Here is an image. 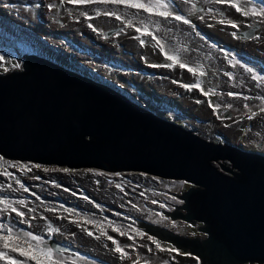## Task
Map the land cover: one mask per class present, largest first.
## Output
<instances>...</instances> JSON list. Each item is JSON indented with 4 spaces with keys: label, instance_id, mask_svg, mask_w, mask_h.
I'll return each instance as SVG.
<instances>
[{
    "label": "rangeland",
    "instance_id": "obj_1",
    "mask_svg": "<svg viewBox=\"0 0 264 264\" xmlns=\"http://www.w3.org/2000/svg\"><path fill=\"white\" fill-rule=\"evenodd\" d=\"M60 2L61 0H0V12L3 15H0V54L5 56V60L0 61V65H3L0 67V74L22 70L28 55H42L137 99L157 115L179 123L208 141L228 142L254 150L264 149V113H260L252 120L245 116L248 112L245 105L259 112L262 101L256 97L264 96V85L257 87L258 81L253 80V74L248 73L244 68V65H247L264 76V23L260 22V18L244 17L228 4L212 5L204 3L203 0H193L198 7H203L205 12L208 7L224 11L228 19L239 23V27L220 24L218 21L223 17L217 15L216 19H212L211 14L206 15L205 12L199 11L187 17L192 20L195 28L180 21L173 20L172 23L162 21L164 26L171 30L167 33L168 44L165 50L167 51L170 46L187 49L182 57L183 62L192 67L197 64L204 65L207 74L194 76L187 68L181 69L179 66L173 69L153 67L154 64L170 63V61H166L161 51L147 43L150 37L141 36L146 40V44L141 46L135 39L141 33H138L134 27H128L115 16H106L103 13L97 16L93 11L96 7H100L102 10L119 8L123 12V5L75 4L65 0L63 7L51 9L47 7L48 4H60ZM177 6L185 9L190 7L187 3H178ZM69 9L71 12L68 11ZM46 10H49L46 17L48 19L42 18ZM82 11H87L88 16L80 15ZM141 15H146L143 10ZM199 16H204V20H200ZM15 20L24 22L22 24L47 42L52 52L45 50L42 42H33L35 38L23 30L10 27ZM134 23L136 27H140L138 20ZM89 24L93 27H89ZM253 24L260 25L256 35L248 39L241 37L242 33L250 29V25ZM94 28L99 31H94ZM116 28L125 30L116 35ZM234 31L237 37L231 35ZM104 33L107 34V38L104 37ZM213 44L217 47L213 48ZM229 60L234 62L239 60L240 63L233 67L228 63ZM15 64H19L20 67H13ZM229 72L233 74L231 77L226 75ZM197 78L202 81L200 87L204 91L214 88L216 94L205 96L198 88L186 89L182 86L195 83ZM229 92L239 95L229 96L227 95ZM209 100L212 106L207 103ZM197 101L202 102L197 103ZM217 103L220 105L219 108L214 107ZM228 104L232 107L227 108ZM4 160L31 167V171H27L26 175L19 168L7 169L19 177L29 191L21 190L5 194L16 200L27 199L28 207L37 209L33 213L36 220L31 225L19 222L16 213H12L11 219L17 228L41 234L42 226L45 224L40 215L43 213L55 226L61 228L60 233L51 236L43 233L45 238L54 237L53 239L58 243L69 244L77 250L94 252L117 264H133L134 260H139V264H145L144 258L148 259V264H164V261L168 264H191L195 255L190 253V249L183 251L166 240L161 241L144 231L146 228L139 227V221L146 225L162 227L173 235L177 234L187 239L205 237L202 231L197 230L199 226L205 224L204 222L198 226L197 223L200 222L197 221L193 226L190 222L179 218L173 220L171 216L163 213L174 212L177 206L184 203L177 202L183 201L178 196H181L192 184L188 182L181 184L180 182L185 181L183 179L164 178L140 171L111 172L95 167H70L62 163L43 164L6 157ZM219 163L231 167L230 161L227 163L221 159L213 161V165L221 169ZM34 165L41 167L36 168L33 167ZM44 168L57 169V171L45 172ZM65 168L72 171H58ZM89 169L95 171H87ZM231 169L238 171L237 168L231 167ZM221 170L233 175L231 172ZM97 173H105V175ZM117 173L120 175H115ZM36 176L40 179H35ZM8 183H12L13 188L19 187L14 180L0 174V184ZM117 183L122 185L123 190L115 186ZM33 192L36 193L35 196L32 195ZM171 197H176V200H172ZM153 200L157 203H152ZM41 203L45 206H56L59 211L48 212L41 207ZM97 204L100 205L99 208L96 207ZM176 204L179 205L175 207ZM61 205L63 208L60 207ZM20 208L22 211H27L23 206ZM67 208L75 209L80 215L68 214L64 211ZM180 212L186 211L180 209ZM161 213L168 217V220L157 224L154 221L160 218L158 214ZM61 215L66 218L60 219ZM85 218L100 222L107 230V235L118 241L121 247L134 245L131 248L125 247L131 259H119L120 253L114 251L116 245L113 240L101 235L100 228L96 224L87 223ZM73 220H77L79 225L73 223ZM108 221H114L121 231L127 232V235L122 236L119 232L113 231L108 227ZM173 221L175 225L172 224ZM82 227L84 231L81 230ZM133 229H140L147 235L136 236ZM88 232H92L93 235H88ZM96 236H100V239L97 240ZM148 236L158 240L161 248H156L155 243L149 240ZM70 246L67 245L69 249L65 255L77 258ZM169 247L179 251L162 250ZM91 260V258L87 259V261ZM196 262L201 263L198 257ZM0 264L4 262L0 261Z\"/></svg>",
    "mask_w": 264,
    "mask_h": 264
},
{
    "label": "water",
    "instance_id": "obj_2",
    "mask_svg": "<svg viewBox=\"0 0 264 264\" xmlns=\"http://www.w3.org/2000/svg\"><path fill=\"white\" fill-rule=\"evenodd\" d=\"M0 154L183 179L192 186L178 196L186 212L177 218L193 226L204 222L197 230L205 237H179L180 249L193 248L203 264H264V154L208 141L49 58L28 55L22 70L0 74ZM220 159L238 171L219 163L229 175L215 167ZM159 229L154 236L171 243L173 234Z\"/></svg>",
    "mask_w": 264,
    "mask_h": 264
},
{
    "label": "snow or ice",
    "instance_id": "obj_3",
    "mask_svg": "<svg viewBox=\"0 0 264 264\" xmlns=\"http://www.w3.org/2000/svg\"><path fill=\"white\" fill-rule=\"evenodd\" d=\"M65 0H61L60 4L51 3L48 4L47 7L51 8H59L63 7ZM69 3L75 4H105L112 3L115 5H123V12L120 11L119 8L116 9H108L104 8L103 10L100 7H96L93 9L97 16L103 15L106 16H115L118 20H121L124 24L128 27H134L138 33H141L140 36H136L135 39L139 41L141 46L146 44V40L141 38V36L147 35L150 37L147 40V43L151 44V46L155 49H158L163 53L166 58V62L164 64H154L153 67H166L173 69L176 66H179L181 69L187 68V70L192 73L194 76H204L206 75V71L204 69L203 64H197L195 67L189 66V64L183 62L182 57L187 49L177 48L175 46H170L168 50H165L166 45L168 44V36L167 33L171 31L170 29L164 26V23H172L173 20L183 22L184 24L190 25L192 28H195V25L192 24V20L188 19V15L195 14L196 12H205L203 7H198V4L193 2V0H68ZM204 3L207 4H228L230 7L234 8L236 12L241 13L244 17H253V18H260V22L264 23V0H203ZM178 3L183 4L187 3L190 5L189 8L185 9L182 7H178ZM251 5V6H250ZM131 9H135V12H131ZM141 10L146 15H141ZM71 12V10H68ZM183 12L184 14H179ZM205 14H211L212 19H216V16L219 15L223 17L218 21L220 24H227L231 25L234 28L239 27V23L228 19L225 12L214 7H208ZM80 15L85 17L88 16L87 11L80 12ZM200 20H204V16L198 17ZM89 19H91L89 17ZM138 20L140 27H136L134 21ZM162 21L164 23H162ZM254 25H250L252 27ZM89 27H93L89 24ZM94 31H99V29L94 28ZM125 29L120 28L116 30V35H119ZM199 34V33H197ZM105 38H107V34H103ZM233 37H237V33L234 31L231 33ZM251 36L250 33H244L243 38L248 39ZM213 48L217 47L216 45H212ZM5 56L0 54V61H4ZM229 64H232L233 67L236 64H239L240 61L233 60L228 61ZM3 65H0L2 67ZM13 67H20L19 64L13 65ZM245 70L248 73H252V79L258 81L257 87H261L264 85V76L256 73L253 68L244 65ZM228 76H232L231 72L226 73ZM175 82V81H174ZM202 81L197 78L196 82L193 84H184L182 85L186 89H195L198 88L205 96H209V94L215 95V89L209 88L208 91H204L202 87H200ZM229 96H238V93L229 92L227 93ZM248 99V97H244ZM257 99L261 100L262 103L259 105V112L253 111L248 105H245L248 108V112L245 113L247 119L252 120L256 118L260 113H264V96H258ZM202 101H197V103H201ZM207 103L212 106L211 100L207 101ZM215 108H219L220 105L217 103L214 105ZM232 105L228 104L227 108H231ZM9 167L12 168H19L21 172H24L25 175L27 171H31V167L29 165H21L18 163H14L12 161H5L3 156H0V174L5 177H9L15 181L18 188H13L12 183L8 184H0V261H3L4 264H79L80 258L79 253L75 254L77 258H71L65 255L67 249L61 248L59 246H54L49 243V241L45 238L43 233H47L49 236L55 233H60L61 228L55 226L51 220L48 219L47 216H44L43 213H40L41 218L45 221V224L42 226V233L35 234L33 231H26L24 229L17 228L16 225L12 222L11 215L12 213H16V216L19 222L24 224L31 225L34 220H36V216L33 215L37 211L36 208H29L27 199H12L10 195L5 194L11 192H19L21 190L27 192L29 188H27L21 179L15 176L14 173L9 172L7 169ZM33 167L40 168L41 165H34ZM43 171H57V169H48L44 168ZM58 171L62 172H70V169H58ZM87 171L93 172L95 170L89 169ZM98 175H105V173H97ZM115 175H120L119 173ZM35 179H40L39 176L34 177ZM156 179V178H153ZM99 183V181H97ZM111 183V181H110ZM181 184L187 183L186 181L180 182ZM117 188L122 189V185L117 183L115 185ZM59 187V185H57ZM33 196L36 193H32ZM87 199V197H85ZM172 200H176V197H171ZM178 203H183V201H177ZM152 203H157L156 200H153ZM20 206L27 209V211H22ZM41 207H44L46 211L57 213L59 209L56 206H45L41 203ZM63 208V206H60ZM96 207H100V205H96ZM65 212L75 216H79V213H76L75 209L67 208L64 209ZM151 211V210H148ZM119 215V214H117ZM159 219L154 221L157 224L162 223L165 220H168V217L163 216V214H158ZM3 218H7L6 220ZM60 219H64L63 215L59 217ZM87 223L96 224L97 227L100 228L101 235L106 236L108 240H113V243L116 245L114 251L120 253L119 259H131V256L127 251H125V247H134V245H126L121 247L118 241L114 240L112 236L107 235V230L102 226V224L95 219L85 218ZM73 223L79 222L77 220H73ZM175 225V222H172ZM108 227H111L113 231L119 232L120 235H127V232L121 231L119 226L115 225L114 221H108ZM82 231L83 227L81 228ZM136 233V236L144 237L147 235L145 232L141 231L140 229H133ZM88 235H93L92 232H88ZM74 235V234H73ZM130 239H135V237H129ZM96 239L99 240L100 236H96ZM149 240H152L156 248H161V244L158 240H156L152 236H148ZM107 247V245H105ZM167 251H176L178 249L169 247L168 249H162ZM149 251L151 249L149 248ZM145 259V264H148V259ZM133 264H139V260H134ZM164 264H168L167 261H164Z\"/></svg>",
    "mask_w": 264,
    "mask_h": 264
},
{
    "label": "flooded vegetation",
    "instance_id": "obj_4",
    "mask_svg": "<svg viewBox=\"0 0 264 264\" xmlns=\"http://www.w3.org/2000/svg\"><path fill=\"white\" fill-rule=\"evenodd\" d=\"M254 26H252V27H250V29H248V30H246L245 32H248V31H251L252 32V37H254L255 35H256V32L260 29V25H258V24H253ZM118 28H116L115 30H117ZM244 33V32H243ZM243 33H242V36L241 35H239V36H241V37H243ZM251 37V38H252ZM213 115H215V113L213 114ZM230 115H232V113H230ZM225 116H227V113H225ZM250 150H254V149H250ZM258 151H261L262 153H264V151L261 149V148H258L257 149ZM227 163V162H226ZM177 205H179V204H176L175 205V207L177 206ZM180 210V206H177L176 207V210L173 212H171V215L173 216V217H182V212H180L179 211ZM146 226V230L148 231V232H151V234H153V235H155L154 234V230H155V228H157V230L159 229V226H150V227H147V225H145ZM151 228H154V229H151ZM160 228H162V227H160ZM158 234H159V237H161L162 239H165L166 238V234L165 233H163L160 229L158 230ZM157 234V235H158ZM169 236H172L171 237V239H169V240H171V244H175V248H178V249H180V248H182L181 247V245L179 246L177 243H176V240H180V239H182V238H180V239H178L179 238V236L180 235H177V234H175V235H169ZM54 237H49V238H46L48 241H49V243L51 244V245H56V246H59V247H61V248H65V249H69L68 247H67V245L68 246H70L69 244H67V245H65V244H63L62 242H57L55 239H53ZM204 238V237H203ZM166 239H168V238H166ZM53 242L55 243V244H53ZM189 242V241H188ZM188 242L186 243L187 245H188ZM192 243V242H191ZM70 248L73 250V253H74V255L76 254V253H79V257L80 258H83V259H80V261H79V264H105L104 263V261L105 262H107V264H117V263H115V262H112V261H109V260H107V259H105V258H103V257H101V256H99V255H97L96 253H89L88 251H83V250H81V249H76L74 246H70ZM190 250H193V248L191 249L190 248ZM88 258H91L92 260L91 261H87V259ZM191 264H203V263H200V262H196V257L195 256H193V259H192V262H191Z\"/></svg>",
    "mask_w": 264,
    "mask_h": 264
},
{
    "label": "bare ground",
    "instance_id": "obj_5",
    "mask_svg": "<svg viewBox=\"0 0 264 264\" xmlns=\"http://www.w3.org/2000/svg\"><path fill=\"white\" fill-rule=\"evenodd\" d=\"M48 14H49V10L44 11L42 18L45 19L48 16ZM0 15H2L1 12H0ZM46 19H48V18H46ZM13 23H15V24H13ZM13 23L10 24L11 25L10 27H17L20 30H23L25 33H27V34H29V35H31L32 37L35 38L34 40H32L33 42H37V43H41L42 42V46L45 48V50H48L49 52H52V49L49 47V45H47V42H45L44 40H42L38 35L35 34V32H33L26 25L22 24L24 22H22L20 20H15V21H13ZM36 226L37 227H40L41 225H36Z\"/></svg>",
    "mask_w": 264,
    "mask_h": 264
},
{
    "label": "clouds",
    "instance_id": "obj_6",
    "mask_svg": "<svg viewBox=\"0 0 264 264\" xmlns=\"http://www.w3.org/2000/svg\"><path fill=\"white\" fill-rule=\"evenodd\" d=\"M246 149H249V148H246ZM262 150L264 151V149H262ZM255 151H258V150H255ZM258 152L262 153L261 151H258ZM262 154H264V153H262ZM104 263L106 264L107 262L104 261ZM247 264H250V263H247Z\"/></svg>",
    "mask_w": 264,
    "mask_h": 264
},
{
    "label": "trees",
    "instance_id": "obj_7",
    "mask_svg": "<svg viewBox=\"0 0 264 264\" xmlns=\"http://www.w3.org/2000/svg\"><path fill=\"white\" fill-rule=\"evenodd\" d=\"M38 54V53H37ZM40 56H42V55H40ZM56 62V61H55ZM60 65V64H59ZM63 66V65H62ZM65 67V66H64ZM68 69H70L69 67H67ZM72 70V69H71ZM75 71V70H74ZM77 72V71H76ZM79 73V72H78ZM81 74H83V73H81ZM83 75H86V74H83ZM86 76H89V75H86ZM129 96V95H128Z\"/></svg>",
    "mask_w": 264,
    "mask_h": 264
}]
</instances>
